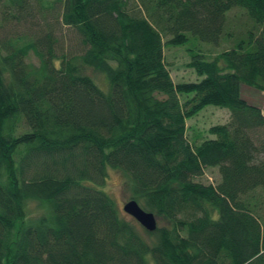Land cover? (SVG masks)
<instances>
[{"label":"trees","instance_id":"obj_1","mask_svg":"<svg viewBox=\"0 0 264 264\" xmlns=\"http://www.w3.org/2000/svg\"><path fill=\"white\" fill-rule=\"evenodd\" d=\"M233 9L257 34L188 50L197 80L174 83L164 48L217 46ZM4 24L22 30L0 40V264H264V110L238 94L264 92V0H0ZM60 29L80 48L59 52ZM207 106L229 121L192 143ZM108 169L166 221L148 240L96 188Z\"/></svg>","mask_w":264,"mask_h":264},{"label":"rangeland","instance_id":"obj_2","mask_svg":"<svg viewBox=\"0 0 264 264\" xmlns=\"http://www.w3.org/2000/svg\"><path fill=\"white\" fill-rule=\"evenodd\" d=\"M51 1V0H48ZM225 29L224 33L227 39L223 38L217 46H212L208 44H202L196 41L189 34V41L184 47H165L164 48V61L167 69L170 72V77L174 83L181 82H195L197 80L195 73L192 69L187 67V64L191 60L189 51L196 53L200 49L201 54L206 58L212 59L214 56L222 53L224 50H228L234 44V41L245 38L247 33L252 31L254 35L257 34V28L253 23L248 19L244 11L240 9H233L226 16ZM22 30V27L9 25H2L0 27V40L9 35H13L12 32L16 33ZM58 40V51L70 53L73 50L79 49L78 39L76 35L66 31L65 29H60L57 34ZM165 42V39H163ZM189 50V51H188ZM37 60L34 59L32 55L29 56L28 62L32 64H37ZM85 74L90 76L97 86L101 90L107 89V82L104 76L100 73H97L93 70L86 69ZM240 98L246 101L248 105L257 107L261 110H264V92L247 87L245 85L240 86V92L238 93ZM226 109H220L214 106H207L192 119H189L185 123L186 128V138L192 143H200L203 139L208 138L207 130L215 125L225 124L229 121L230 115ZM258 134V144L260 147L264 146V129L259 131ZM261 158L264 157V153L260 154ZM106 182L102 187H96L100 191H103L104 194H107L113 201L116 209L122 214L126 220H132L129 216L122 212V206L125 202L130 201V193H128V188L126 185V180L124 176L117 170L108 169L107 170ZM219 173L217 169H207L204 170V173L201 177L197 178L196 181L208 185H216L219 182ZM31 208L32 215L36 216L39 213L37 208ZM156 223L158 227H165L166 221L157 216ZM135 222V221H134ZM136 224V222L134 223ZM139 234L147 239L143 234V229L137 224ZM148 240V239H147Z\"/></svg>","mask_w":264,"mask_h":264},{"label":"water","instance_id":"obj_3","mask_svg":"<svg viewBox=\"0 0 264 264\" xmlns=\"http://www.w3.org/2000/svg\"><path fill=\"white\" fill-rule=\"evenodd\" d=\"M122 212L148 233L154 232L158 227L155 215L144 211L134 200L125 202L122 206Z\"/></svg>","mask_w":264,"mask_h":264}]
</instances>
